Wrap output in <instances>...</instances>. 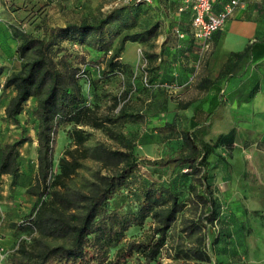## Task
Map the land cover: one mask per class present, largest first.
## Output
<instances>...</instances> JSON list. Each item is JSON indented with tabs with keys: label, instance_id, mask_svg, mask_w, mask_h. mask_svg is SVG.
<instances>
[{
	"label": "rangeland",
	"instance_id": "1",
	"mask_svg": "<svg viewBox=\"0 0 264 264\" xmlns=\"http://www.w3.org/2000/svg\"><path fill=\"white\" fill-rule=\"evenodd\" d=\"M165 1L166 4L164 2L162 7L166 11H163L162 15L158 13L154 0L150 4L140 5L138 9V6L128 9L138 21L131 28L121 27L119 33L112 36L113 47H116L121 35L140 31L146 23H158L156 34L142 42L126 41L125 43H137L136 48L135 44H129L126 50L125 58L133 60L132 65L128 64V67L122 68V75H109L103 82L95 85L93 104L99 117H115L120 110L138 113L141 117L137 122H105L100 128L83 126L89 133L86 144L103 143L117 149L122 146L120 137L123 135L134 142L137 154L149 158L161 157L180 147L181 140L176 134L164 135L159 132L158 126L165 122H175L177 127L191 130L206 125L207 113L216 109L221 117L210 124L209 132L205 136L207 139L227 132L233 124H237L240 130L232 149L217 148L218 153L224 155L226 162L218 160L216 155L209 157L211 164L208 167L207 183L218 204L217 218L202 231L186 234L182 228L190 223V219L196 217L200 211H207L206 206L196 208V203L187 202L168 231L157 264H264V116L258 111L248 113L250 110H247L243 101L254 86L256 74L251 75V70L247 68L244 73L241 74L243 69H240L236 71V76H231L233 71L230 65L233 56L221 47L216 49L212 44V35L207 49L201 48V43L196 40L194 63L191 64L193 66H185L188 78L183 82H176L173 76H170L174 69L169 64V55L164 57L161 65L157 58L160 52L155 49L161 44L160 34L166 26H170L173 32L177 27L189 32L191 25L188 14L178 12V6L183 0H173V3L176 2L174 8L172 3ZM128 3L132 2L0 0V143L16 140L21 135L28 137L19 147V175L16 178L8 174L0 176V220L4 218L7 209L16 203L22 211L17 221H26L32 210L21 205L26 200V189L34 184L37 171L36 130L31 112L33 101L30 100L20 113L19 125L4 120V107L13 90H2L1 86L10 73L20 69L23 62L17 51L19 40L11 35L9 26H18L31 36L40 37L45 24L64 26L67 23H93L111 11L122 10L126 13L125 6ZM68 43L63 40L64 45ZM72 48L76 51L73 53L76 62L90 59L92 52L86 43L82 48H79L78 44ZM109 55L110 53L107 56L101 54L98 58L100 71L105 67ZM30 57L31 54L28 55V58ZM222 75H225V78L219 86L201 88V79H214ZM261 103L259 101L256 105L262 108ZM70 128L71 124L59 127L53 153V173L58 172V159L64 150L74 147L68 134ZM82 163L81 168L68 180V184L73 188H79L92 180L95 171L99 170L102 174L112 172L90 159H83ZM185 172L188 173V170L177 171L169 176L165 168L144 166L141 173L164 184L171 183L179 192L180 199L187 201L191 197L188 186L196 182ZM135 205L134 201H129V207L135 209ZM17 221L8 222V227L6 226L10 230L14 229V235H8V238L13 240L5 241L8 252L17 239H25L29 243L32 238L38 236L28 224L18 226ZM1 223L0 240L4 241L3 233L6 229L1 228ZM153 225L154 222L147 219L142 226H132L125 238L112 250L133 239L147 240L153 234ZM48 241L51 244L63 242ZM180 249H184L190 256L186 257ZM191 249L200 250L205 255L204 258H195ZM4 264L7 262L4 261ZM128 264L144 262L136 253L128 260Z\"/></svg>",
	"mask_w": 264,
	"mask_h": 264
},
{
	"label": "trees",
	"instance_id": "2",
	"mask_svg": "<svg viewBox=\"0 0 264 264\" xmlns=\"http://www.w3.org/2000/svg\"><path fill=\"white\" fill-rule=\"evenodd\" d=\"M131 2L125 6L126 13L111 11L93 23L45 24L40 37L31 36L18 26H9L11 35L19 40L17 51L23 62L1 86L2 90H13L4 107V120L19 125L20 113L30 100L33 101L37 171L34 184L26 192L36 200L26 221L20 220L19 224H28L38 236L29 243L25 239L14 242L5 258L7 264H128L136 253L144 264H157L168 231L187 202L196 203V208L206 206L207 211H200L190 219L182 228L186 234L202 231L217 218L218 204L207 183L209 157L216 155L218 160L226 162L217 148L232 149L238 135L232 127L213 139L205 137L211 122L219 116L217 111L207 115L206 125L191 130L179 128L175 122L158 126L159 132L176 134L181 140L180 147L161 157L137 154L134 142L123 135L120 137L122 146L117 149L103 143L86 144L89 133L83 126L100 128L105 122H137L141 117L138 113L120 110L115 117L101 118L93 104L95 85L109 75H122L121 69L128 67L120 61L125 42H142L156 34L158 23L153 21L140 31L121 35L116 47L112 46L111 38L121 27L131 28L138 21L128 9L150 4ZM63 40L68 41V45H64ZM84 43L90 48L91 57L76 62V51L72 47L78 44L82 48ZM109 53L100 71L98 58ZM232 55L237 62L245 63L252 56L251 48L232 52ZM224 78L225 75L206 78L201 88L219 86ZM257 87L255 84L249 90V96ZM247 100V97L243 99ZM63 124H71L68 134L74 147L64 150L58 159V172L53 173L56 138ZM27 140V136L21 135L16 140L0 143V176L8 174L16 178L19 175V147ZM83 159L96 161L112 172L95 171L92 180L73 188L68 180L81 168ZM144 166L165 168L169 176L187 169L185 173L196 182L188 186L191 197L183 201L171 183L164 184L144 176L141 173ZM129 201L135 202V209L129 207ZM147 219L154 222L150 238L133 239L112 250L132 226H142ZM48 240L63 242L51 244ZM0 245L5 248V241L0 240ZM180 251L190 256L184 249ZM191 252L197 259L205 256L198 249H191Z\"/></svg>",
	"mask_w": 264,
	"mask_h": 264
},
{
	"label": "crops",
	"instance_id": "3",
	"mask_svg": "<svg viewBox=\"0 0 264 264\" xmlns=\"http://www.w3.org/2000/svg\"><path fill=\"white\" fill-rule=\"evenodd\" d=\"M227 1L228 0H212L213 11L217 12L221 10L223 5ZM164 2L166 4L165 0L164 1L154 0V4L156 5L157 11L160 14L163 11H166L162 7L164 5ZM168 2L172 3L171 6L173 8L175 7L176 2L173 3V0H168ZM167 9L169 10V7ZM178 12L187 13L188 19L190 21L191 18L190 7H187L184 10ZM179 29L184 33V37H178L173 32L170 26H166L164 29H162V33L160 34V38H159V41L161 40L160 41L161 44L155 50L160 52V55L157 58H158V62L161 65L165 60L164 57L166 55H169V64L170 66H173L172 68L174 69V71L171 72L170 76H173L176 82H183L188 78L187 76L188 72L185 70V66L186 65L190 67L193 66L191 64L194 63V56H195L194 52L196 51L195 48L197 46L196 45L197 42L196 40H194V37L192 36L191 29L189 32L188 31L186 32L182 28ZM129 44L131 45L135 44L134 46L136 48L137 43L128 42L124 44V48L120 56V61L132 65L133 60H128L127 58H125L126 50L129 47ZM212 44L215 46L216 49L221 47L222 50L230 52L231 54L232 52L243 51L247 47L251 48V52H252L251 58L247 59L245 63L242 62L240 63L237 62L233 57L230 67L231 69L237 68L236 71L243 69L241 74L244 73L245 69L249 68L251 70V75L256 74V76H254L255 82L253 85L258 84V87L254 90L252 96H249V94L246 95L248 100L244 101V103L246 104L245 106L247 110H250L248 111V113L250 112V114H252L253 111L254 112L258 111L259 114H262L264 116V0H239V4L235 8L233 15L229 19H227L224 26L220 30L216 31L213 34ZM236 71L232 72L231 76H236L237 75ZM204 79L206 78L201 79V83L203 82ZM259 101L262 102L261 103L262 108L261 106L256 105V103ZM215 111L216 109H212L213 113H215ZM209 113H211V111L208 112L207 115ZM218 117L220 118L221 115L215 117L214 120ZM206 119H205V123H207ZM214 120L211 122V124L214 122ZM232 127L236 128L237 133L238 131H240L237 128V124H233L231 128ZM231 128H229L228 130H230ZM25 199L26 200L23 202L21 206H26L28 209H32V206L34 205V202L36 200L35 196L31 194L29 195L26 194ZM21 213L22 211L18 209V205L15 203L13 207L7 209L4 218L0 220V223L2 222L1 228H3L4 230L6 229L5 230L6 233L5 232L3 233L4 241L13 240V238H8V235L9 237L10 234L14 235V229L10 230L9 228H7L8 227L7 223L12 221H17L18 220L17 217ZM18 226H20L19 222H18ZM14 240H16V238Z\"/></svg>",
	"mask_w": 264,
	"mask_h": 264
},
{
	"label": "built area",
	"instance_id": "4",
	"mask_svg": "<svg viewBox=\"0 0 264 264\" xmlns=\"http://www.w3.org/2000/svg\"><path fill=\"white\" fill-rule=\"evenodd\" d=\"M124 1L151 2V0ZM238 4L239 0H228L221 10L215 12L212 9V0H183L178 7V11L190 7V27L192 36L201 43L203 49H207L210 45L212 35L224 26L227 19L233 15ZM174 32L178 37H184V33L179 28H175ZM81 75L84 74L82 73ZM7 253V249L0 245V264H4Z\"/></svg>",
	"mask_w": 264,
	"mask_h": 264
}]
</instances>
